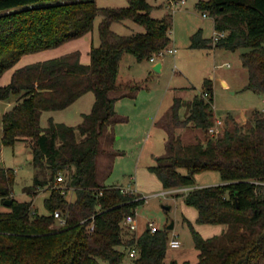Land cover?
Masks as SVG:
<instances>
[{"label": "trees", "instance_id": "trees-1", "mask_svg": "<svg viewBox=\"0 0 264 264\" xmlns=\"http://www.w3.org/2000/svg\"><path fill=\"white\" fill-rule=\"evenodd\" d=\"M127 1L126 6L102 7L96 0H0V77L12 69L10 82L0 85V99L17 98L3 114V141L32 140L36 176L25 191L30 195L39 187L50 191L44 199L48 214L33 213V200L14 195L15 169L0 159V202L12 201L7 209H0V264H102L101 259L120 264L134 245L137 255L132 264H178L165 262L171 231L167 226L155 232L145 228L138 236L124 238L125 217L137 214L146 198L98 180L100 139L117 120L120 95L112 93L119 88L122 56L129 52L143 61L171 42L170 15L154 17L149 0ZM197 5L213 15L217 31L227 33L213 41L199 29L191 46L246 48L241 58L249 72L248 88L264 92V0H200ZM99 14L100 43L91 47L89 62L74 50L18 66L26 54L89 33ZM126 19L144 25L145 30L127 35L113 30L114 22ZM90 91L95 101L80 123H56L50 118L49 125L42 126L43 111L64 109ZM213 102L209 78L191 101L175 98L172 118L165 125L166 151L149 170L166 189L190 187L183 196L198 210L196 223L224 225L221 234L204 237L183 216L199 260L182 264H264V112L255 111L245 124L229 115L233 127L206 142L184 143L180 134L169 130V124L208 130L214 124ZM206 170L220 172L223 182L193 187L195 174ZM63 171L70 173L67 185L74 189L75 200H69L58 186L57 176ZM40 172H46L44 179ZM49 180L54 183L48 187ZM56 210L65 223L56 225Z\"/></svg>", "mask_w": 264, "mask_h": 264}, {"label": "rangeland", "instance_id": "rangeland-1", "mask_svg": "<svg viewBox=\"0 0 264 264\" xmlns=\"http://www.w3.org/2000/svg\"><path fill=\"white\" fill-rule=\"evenodd\" d=\"M99 6L121 7L128 4L127 0H96ZM200 0H149L152 4V15L163 18L171 16L172 27L169 31L171 42L169 47H176L175 54L168 53L161 58L164 66L161 71L154 69V62L150 59L137 60L134 54L126 52L120 61L118 72V90L113 96H119L116 101L117 120L113 129L106 131L100 139V150L97 157L98 180L101 184H115L117 186L135 187L145 201L137 208L139 222L138 231L154 221L160 228L175 223L170 229V237L178 234L182 244L180 247L168 246L166 263L184 261L195 263L199 260V251L195 246L192 233L183 216H192L198 210L185 203L183 194L190 187L175 188L173 191L165 189L161 180L149 170V166L156 162V157L166 151L168 129L165 125L172 118V106L175 98L191 101L196 94H201L205 87V80H211L214 90V121L221 118L224 123L218 136H212L209 130L198 128L193 124L187 127H178L169 124V130L175 136L180 134L184 143L197 141L206 142L209 137H219L235 122L245 124L254 112H264V92H254L248 88L249 72L242 63L241 54L246 48L236 51L228 50L216 45L210 47H192V35L202 29L204 37L212 38L216 33L214 17L210 12L200 9L197 3ZM102 20L99 14L93 29L82 37L67 41L61 46L26 54L19 61L18 66L36 62L61 54L80 50L82 60L90 59L89 51L93 45L100 43L98 27ZM114 31L122 35L143 32L144 25L133 19L117 21L112 24ZM227 33V32H226ZM12 69L0 77V85L11 80ZM138 87V88H137ZM137 88V89H136ZM131 94V96H129ZM17 98L0 99V159L6 166L13 167L16 179L13 192L19 200H33V213L48 214L44 199L49 195L46 188H37L35 194L30 195L25 190L34 183L36 168L32 162V140H19L13 144L3 141V114L11 109ZM95 101V94L90 91L82 95L76 102L60 110H45L41 116V124L49 125V119L54 122H64L76 125L82 121L83 113L91 110ZM187 108L182 109L186 113ZM229 115L233 116L231 120ZM168 125V124H167ZM46 172H40L44 179ZM64 181L60 182L64 195L69 200H75L76 193L67 185L70 179L69 171L61 173ZM49 179V174L46 176ZM193 187L220 184L223 182L220 172L206 170L194 176ZM54 182L49 180V187ZM56 184V182H55ZM138 193V192H137ZM170 206V208H168ZM8 206L0 202V209ZM56 225L58 220L56 219ZM203 235L211 234V230L202 228ZM124 227V238L139 235ZM102 264H109L101 259ZM133 258L126 254L122 263L132 264Z\"/></svg>", "mask_w": 264, "mask_h": 264}, {"label": "built area", "instance_id": "built-area-1", "mask_svg": "<svg viewBox=\"0 0 264 264\" xmlns=\"http://www.w3.org/2000/svg\"><path fill=\"white\" fill-rule=\"evenodd\" d=\"M182 2H184V0H182ZM204 15H206V13H204ZM225 34H226V31H216L215 36H214V40L217 41L220 37L224 36ZM176 52H177L176 47L167 46L163 49H160V50L154 52L152 54V56L150 57V60L152 62L156 63L157 61H162L161 58H163L168 53L175 54ZM203 95L205 97L209 96L208 92H204ZM223 123H224V121L221 118H218V119H216V121H214V124L211 125L208 129L209 132L212 134V136H218L219 135V132L221 131V127L223 126ZM57 181L63 182L64 176L62 174H59L57 176ZM120 188L123 192H136L135 190H132V189L127 188V187L120 186ZM54 217L60 223H65V218H64V216L60 210L54 211ZM123 225L126 229H128L132 232L138 231L139 222L137 219V214H132V213L128 214L123 221ZM146 228L150 229L151 232H155L159 229V226L154 221L149 220ZM181 244H182V242L178 238V234L173 233V235L169 239V246L176 248V247H180ZM129 255H130V257H135L137 255V246L136 245L131 247Z\"/></svg>", "mask_w": 264, "mask_h": 264}, {"label": "crops", "instance_id": "crops-1", "mask_svg": "<svg viewBox=\"0 0 264 264\" xmlns=\"http://www.w3.org/2000/svg\"><path fill=\"white\" fill-rule=\"evenodd\" d=\"M182 1V0H181ZM184 3H185V0H184ZM90 60V59H89ZM85 62H88V61H85ZM163 66H164V64H163ZM163 66H162V69H163ZM161 69V70H162ZM124 94V93H123ZM125 94L126 95H128V93H126L125 92ZM122 94H120V96H121ZM129 96H131V94H129ZM82 120H83V118H82ZM115 125H114V122L113 123H111V124H109V128H108V131L112 128L113 129V127H114ZM125 187H127V186H125ZM127 188H130V189H132V190H135L136 192H138V193H141L140 191H139V187L137 186V182H136V185H135V187H127ZM166 189V188H165ZM169 191H173V190H175V188H173V189H168ZM186 216V215H185ZM186 217H188L193 223H195V226H196V228L200 231V229H201V226H204V227H202V228H207L208 230H211V234H208V235H203L202 234V232L200 231V233L204 236V237H210V236H213V235H217V234H221L222 233V231H223V229H224V225L223 224H199V223H196V219H197V217H198V212L197 213H195V212H192V216H186ZM137 219H138V217H137ZM147 226H145L144 227V229L143 230H145V228H146ZM174 227H175V223H174ZM142 230V231H143ZM142 231H138V232H142Z\"/></svg>", "mask_w": 264, "mask_h": 264}, {"label": "water", "instance_id": "water-1", "mask_svg": "<svg viewBox=\"0 0 264 264\" xmlns=\"http://www.w3.org/2000/svg\"><path fill=\"white\" fill-rule=\"evenodd\" d=\"M162 66H163V62L162 61H157L156 63H154V66L153 67H154L155 70L161 71ZM11 203H12V201L10 199H7L5 201V204L6 205H10ZM168 208H170V206H168ZM167 228L168 229H173L174 228V222L171 223V224H169V225H167Z\"/></svg>", "mask_w": 264, "mask_h": 264}]
</instances>
